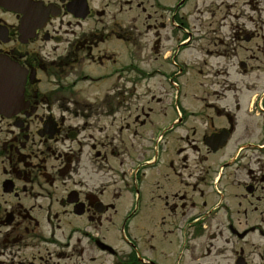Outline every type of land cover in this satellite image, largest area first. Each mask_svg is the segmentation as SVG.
Listing matches in <instances>:
<instances>
[{
  "label": "flooded vegetation",
  "instance_id": "flooded-vegetation-1",
  "mask_svg": "<svg viewBox=\"0 0 264 264\" xmlns=\"http://www.w3.org/2000/svg\"><path fill=\"white\" fill-rule=\"evenodd\" d=\"M0 61V264H264V0H0Z\"/></svg>",
  "mask_w": 264,
  "mask_h": 264
},
{
  "label": "water",
  "instance_id": "water-1",
  "mask_svg": "<svg viewBox=\"0 0 264 264\" xmlns=\"http://www.w3.org/2000/svg\"><path fill=\"white\" fill-rule=\"evenodd\" d=\"M12 72H20V69L17 65L11 63V62H3L0 61V109L3 107L4 103L1 101V98L3 97L4 94L2 93H7V94H12L14 98L19 97V95L23 92V89H3L2 88V76L4 74L10 75Z\"/></svg>",
  "mask_w": 264,
  "mask_h": 264
},
{
  "label": "rangeland",
  "instance_id": "rangeland-1",
  "mask_svg": "<svg viewBox=\"0 0 264 264\" xmlns=\"http://www.w3.org/2000/svg\"><path fill=\"white\" fill-rule=\"evenodd\" d=\"M243 78V76L242 75H240V74H238V73H234L233 71H232V74H231V76H230V81L231 82H233V83H236V86L238 87V86H241V81H239L238 79H242ZM252 79H253V77H251V76H247L246 78H245V81L247 82V83H250V82H252ZM243 91V90H242ZM238 93V95H240L239 93L240 92H237ZM256 93H258V91L257 90H255V89H253V90H251L250 92H247V98L248 97H253V96H255V94ZM232 96V95H231ZM231 96H230V98H231Z\"/></svg>",
  "mask_w": 264,
  "mask_h": 264
}]
</instances>
